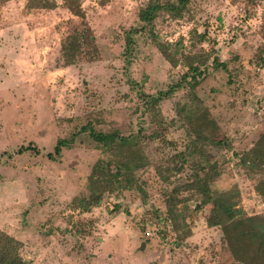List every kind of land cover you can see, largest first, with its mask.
<instances>
[{
	"label": "rangeland",
	"instance_id": "374dc122",
	"mask_svg": "<svg viewBox=\"0 0 264 264\" xmlns=\"http://www.w3.org/2000/svg\"><path fill=\"white\" fill-rule=\"evenodd\" d=\"M29 1L0 0V233L24 264H242L208 226L207 196L230 194L264 218V0H190L181 18L159 14L155 34L174 64L143 33L125 60L147 0H78L98 56L67 67L61 43L80 18L62 0L52 10ZM190 64L194 88L183 79ZM87 123L136 136L142 191L82 207L93 165L123 155L76 136ZM62 138L71 149L50 160Z\"/></svg>",
	"mask_w": 264,
	"mask_h": 264
},
{
	"label": "trees",
	"instance_id": "16d2710c",
	"mask_svg": "<svg viewBox=\"0 0 264 264\" xmlns=\"http://www.w3.org/2000/svg\"><path fill=\"white\" fill-rule=\"evenodd\" d=\"M3 2L8 0H2ZM63 5L75 16L80 18L78 26L63 39L60 48V59L62 65L72 66L82 59L93 60L98 56L94 34L86 22L85 14L80 9L78 0H62ZM190 0H147L145 6L139 11V28L130 29L125 35L124 56L127 62L130 61L132 48L135 45L134 37L138 34H145L150 42L163 54L165 59L174 64L173 56L168 53L165 46L159 43L155 34L154 22L161 13L172 18H181L189 5ZM52 10L56 3L50 0H30L27 4L28 10L35 8ZM264 67V56L260 57ZM213 67L224 68L226 65L219 63L217 57L213 59ZM199 67L190 64L189 73L183 76L188 86L194 88L199 83ZM165 94H168L166 92ZM158 99L152 98V102ZM199 127L211 126L210 119L204 118L203 114L196 116ZM86 134L98 145L110 151L121 150L122 157L111 161H97L89 176L90 196L82 207L96 205L106 191L116 189L142 188L135 182V172L145 165L144 157L136 146V136H122L115 132L98 131L91 123H87L77 130L78 135ZM75 135V134H74ZM74 138V137H73ZM73 139H58L53 154H48L50 160L61 158L64 148L71 149L69 144ZM113 148V150H112ZM264 165V160L260 161ZM251 164L254 165L253 161ZM195 185L199 192H208L207 184L201 178H195ZM207 200L211 203L210 215L207 218L209 227L219 226L222 231L223 240L231 253L233 259L242 264H264V218L259 215L247 216L238 204L233 201L229 194L208 195ZM173 203L167 205V211L172 215ZM17 242L3 233H0V264H24L19 257Z\"/></svg>",
	"mask_w": 264,
	"mask_h": 264
}]
</instances>
